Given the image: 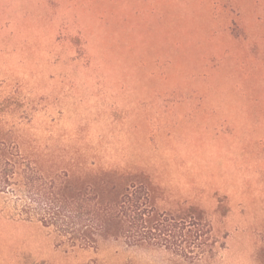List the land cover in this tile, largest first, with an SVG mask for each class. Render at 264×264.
<instances>
[{"label": "rangeland", "instance_id": "obj_1", "mask_svg": "<svg viewBox=\"0 0 264 264\" xmlns=\"http://www.w3.org/2000/svg\"><path fill=\"white\" fill-rule=\"evenodd\" d=\"M4 98L25 153L144 171L217 243L73 246L0 196V264H264V0H0Z\"/></svg>", "mask_w": 264, "mask_h": 264}, {"label": "trees", "instance_id": "obj_2", "mask_svg": "<svg viewBox=\"0 0 264 264\" xmlns=\"http://www.w3.org/2000/svg\"><path fill=\"white\" fill-rule=\"evenodd\" d=\"M0 100V196L25 220H38L64 242L85 248L101 239L165 248L192 262L214 254V229L199 205L179 215L157 205V185L144 171L106 165L55 169L52 156L25 153ZM44 161L50 162L49 168Z\"/></svg>", "mask_w": 264, "mask_h": 264}]
</instances>
